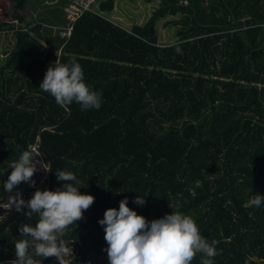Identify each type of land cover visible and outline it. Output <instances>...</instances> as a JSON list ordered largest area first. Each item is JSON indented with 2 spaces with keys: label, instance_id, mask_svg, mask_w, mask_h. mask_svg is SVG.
<instances>
[{
  "label": "trees",
  "instance_id": "1",
  "mask_svg": "<svg viewBox=\"0 0 264 264\" xmlns=\"http://www.w3.org/2000/svg\"><path fill=\"white\" fill-rule=\"evenodd\" d=\"M10 1L15 22L0 19L14 36L0 62V204L8 163L36 142L51 166L46 188L64 183L55 171H72L94 195L61 237V264H107L98 219L125 196L148 219L191 215L217 241L213 264H264V203H250L264 194V0H159L130 29L106 16L114 0H99L62 38L26 20L28 0ZM176 15V41L159 44L156 23ZM73 57L102 91L99 109L61 106L39 88L50 63ZM16 187L25 200L35 191ZM24 211L0 216V264H15L18 226L35 223Z\"/></svg>",
  "mask_w": 264,
  "mask_h": 264
},
{
  "label": "clouds",
  "instance_id": "2",
  "mask_svg": "<svg viewBox=\"0 0 264 264\" xmlns=\"http://www.w3.org/2000/svg\"><path fill=\"white\" fill-rule=\"evenodd\" d=\"M179 51V49H177ZM39 88L54 97L61 106L79 104L81 110L99 109L102 91L94 89L84 78L82 66L76 58L67 62L57 59L49 64ZM41 153L36 148L23 150L17 159L8 163L11 169L3 181V191L11 194L7 206L24 214L35 223L18 226L21 238L14 241L15 264H41L42 259L60 257L65 253L61 239L65 229L82 217L94 201V195L81 192L80 180L72 171H55L57 180L64 183L54 189L36 188L25 200L17 190L21 182L31 181L39 164L44 171L50 169L47 161L37 160ZM34 183V181H31ZM16 190V191H14ZM134 203H144L143 195L134 197ZM250 203L256 207L264 203V194L257 193ZM98 223L104 228L107 264H191L197 253H202L201 264H213L217 255L216 240L202 235L195 219L179 210L148 219L128 205V197L119 201L118 207L105 209Z\"/></svg>",
  "mask_w": 264,
  "mask_h": 264
},
{
  "label": "rangeland",
  "instance_id": "3",
  "mask_svg": "<svg viewBox=\"0 0 264 264\" xmlns=\"http://www.w3.org/2000/svg\"><path fill=\"white\" fill-rule=\"evenodd\" d=\"M153 2V5H148L146 4V0H117L114 9L112 12H109V17H112L115 22L127 28H130V26L136 23L144 24L152 10L158 5L159 0H153ZM26 14L32 15V12L26 11ZM37 15H40L42 19L45 18L43 12H37ZM58 17L60 20L63 19L62 14H58ZM179 18V15L166 16L156 23L154 30L159 44H170L176 41V31L179 26L176 25L174 21ZM0 19L8 23L15 22L13 19V6L10 0H0ZM61 31H63V29ZM61 31L58 33V37L60 38H62ZM13 41V33L9 31L0 32V62L4 58L8 48L11 47ZM3 206L6 207L7 204H3ZM10 211L11 208L0 207V216Z\"/></svg>",
  "mask_w": 264,
  "mask_h": 264
},
{
  "label": "crops",
  "instance_id": "4",
  "mask_svg": "<svg viewBox=\"0 0 264 264\" xmlns=\"http://www.w3.org/2000/svg\"><path fill=\"white\" fill-rule=\"evenodd\" d=\"M116 1L117 0H114V6H115ZM63 4H64V1L62 0H28L25 8L22 10V13L25 14L27 21L33 20L34 22L42 24L41 30L43 31H47V32L48 30H51L52 32L61 31L66 26V17L63 12ZM146 4L153 5L154 2L152 0L151 2H146ZM26 11H29V12L31 11L32 15L26 14ZM37 12H43L45 18L44 19L40 18V15L38 16ZM60 13L63 16V19L61 20L58 17V14L61 15ZM106 16L109 17V12L106 13ZM110 19L113 22H115L112 19V17ZM136 24H140V23H136ZM125 28L130 29L131 26L130 28H127V27Z\"/></svg>",
  "mask_w": 264,
  "mask_h": 264
},
{
  "label": "built area",
  "instance_id": "5",
  "mask_svg": "<svg viewBox=\"0 0 264 264\" xmlns=\"http://www.w3.org/2000/svg\"><path fill=\"white\" fill-rule=\"evenodd\" d=\"M98 0H65V5L63 11L66 17V26L61 31L62 37H68L71 33L73 23L77 18H79L84 12L92 11L94 12L97 6ZM29 148H36L39 152V146L35 142L30 145ZM41 153V152H40ZM37 160H43L42 154L38 157H35ZM47 176V171H44L43 168L38 164L37 170L33 173L31 181L25 183L27 188L31 190H36V188L44 189L46 188L45 179Z\"/></svg>",
  "mask_w": 264,
  "mask_h": 264
},
{
  "label": "water",
  "instance_id": "6",
  "mask_svg": "<svg viewBox=\"0 0 264 264\" xmlns=\"http://www.w3.org/2000/svg\"><path fill=\"white\" fill-rule=\"evenodd\" d=\"M33 193H34V191H31V192H30V195H32Z\"/></svg>",
  "mask_w": 264,
  "mask_h": 264
}]
</instances>
